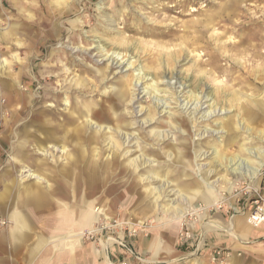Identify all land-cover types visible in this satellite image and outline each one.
<instances>
[{
    "label": "rangeland",
    "instance_id": "374dc122",
    "mask_svg": "<svg viewBox=\"0 0 264 264\" xmlns=\"http://www.w3.org/2000/svg\"><path fill=\"white\" fill-rule=\"evenodd\" d=\"M56 1L0 0V132L4 130L5 136L3 113L16 115L20 99L26 96L28 109L31 106L17 126L8 128L11 137L0 141V186L3 179L36 182L20 176L25 164L52 186L59 184V193L63 187L82 190L87 211L96 206L102 214H96L98 221L82 232L87 233L80 249L92 243L100 246L111 238L106 246L118 242L106 249L112 264H228L232 258L233 264H264V238L249 242L236 227L234 236L219 230L230 222L236 226L242 218L251 226L250 214L264 206V169L254 178L244 171L233 173L227 164L236 156L254 168L264 163V154H257L264 151L260 107L264 101V0H59L74 10L58 26L53 23L54 14L50 19L44 10ZM111 55L124 59L116 63L109 59ZM57 64L70 68L73 82L103 80L100 95L80 103L83 111L95 108L91 102L99 105L103 99H113L115 93L120 126L106 103L100 104L95 121L102 126L98 130L101 145L85 144V156L74 139L66 144L68 153L56 152L50 159L37 154L40 139L35 114L45 100L34 99L52 91V84L55 87V79L48 84L39 79L46 73L51 76ZM138 73L146 78L137 87ZM152 82L157 94L149 85ZM69 95L77 113V95ZM63 100L64 95L59 100L61 109ZM159 101L167 103L165 110L162 104L158 107ZM197 104L200 108L195 111ZM216 109L215 115L203 118ZM95 127L86 130L87 136L97 131ZM108 128L121 145L115 162ZM41 132L45 137L62 135L50 124ZM126 136L131 140L128 144ZM95 147L101 149L96 153ZM214 148L220 156L216 157ZM203 152L207 155L197 159L196 154ZM175 156L178 163L172 160ZM39 159L44 166L39 167ZM133 159L140 168L130 165ZM95 160L102 179L93 189L77 177L91 170ZM150 169L159 170L162 178L181 179L184 199L176 194V183L144 181L142 176ZM4 172H9L5 178ZM205 180L219 196L216 200L210 195L211 203L200 195L208 192ZM163 185V195L156 200L150 190ZM192 186L199 193H193ZM68 201V209L78 216L75 195ZM173 208L187 212L179 219ZM106 222L111 223L110 230L103 226ZM174 223L179 230L169 244L176 256L161 251L151 258L148 242L158 236L168 239L166 226ZM10 224L0 220V227ZM99 227L97 234H89Z\"/></svg>",
    "mask_w": 264,
    "mask_h": 264
},
{
    "label": "bare ground",
    "instance_id": "6f19581e",
    "mask_svg": "<svg viewBox=\"0 0 264 264\" xmlns=\"http://www.w3.org/2000/svg\"><path fill=\"white\" fill-rule=\"evenodd\" d=\"M50 7H51L50 9L53 11V13L48 7H45L44 10L47 11V14L49 15L50 19H51V15L54 14L53 18H55V20L53 21V23L55 22L57 24V26L59 25V23L63 19V16L71 14V9L74 10L73 8H69V6L67 5L66 2L62 3L59 0L56 1L55 3L52 2L50 4ZM59 8H61V9H59ZM75 8H76V6H75ZM109 59H112V61H116V63H120L122 61V59H124V58L119 59V58L112 57V55H111V57ZM2 65H3V62H2ZM58 65L59 64L54 66V70H50L51 72L49 71L51 73V76L48 73H46V75H42L44 77L43 79H41V78L39 79L40 83L45 82V84H48L55 79L57 83H56L54 88H53V84H52L51 87L53 90L50 91V89H49V92L46 93L45 95L38 94V96H36L34 99V101H38V100L44 101L45 100L44 106H39L36 109L37 114H35L36 112L33 111L37 117V120L35 117V120L37 121V123L36 122H34V123L37 124L38 128L36 129V131L39 133L38 138L40 139V141L38 142L37 154L39 156H45L46 158L50 159V158H53L55 156L56 152H61L64 154L68 153L69 149H68V147H66V144L72 143L71 139H74L76 141L75 145L78 146V148H80V154L85 156V152L87 153V148H86L85 144L94 142L95 146L101 145V143H100L101 134H100V131H98V130H101L102 126L98 121H95V118H98V113H99L96 110L100 108V104L102 105V104L106 103L107 110H109L111 116H114L115 123H117L118 126H120L119 120H118L119 116L117 114H115L117 107H118L117 101L114 99L115 93L114 92L112 93V95L114 94L113 99L112 98H110L108 100L103 99L99 105L96 102H91L92 106L95 108L93 110H90L89 108H85V110L83 111L80 108V105H81L80 103L84 104V100L87 99L88 97L93 99L94 97L99 96L100 95L99 89L102 85L103 80L98 81L97 80L98 77H97L96 80L92 83V82L88 81L87 79L83 80V79L78 78L76 81L73 82V80L72 81L70 80V77L73 73L70 72V68L67 66V64H66V66L68 68L66 67L65 69H63V68L61 69ZM83 73H85V71H83ZM101 75H104V74H101ZM141 75H142L141 73H138V79H137L138 82L136 81L137 87H138L139 83L141 82V80H144L146 78V77H141ZM142 76H144V75H142ZM92 84H95L94 89L91 87ZM149 85L151 86L152 89H154L153 93H156L158 91V89H156V85L153 84V82ZM45 88L47 91V87H45ZM45 88L41 89L42 93L45 92ZM149 90H150L149 88H146L144 90V92L148 93ZM263 91H264V89H263ZM69 93L72 94V96L74 94H75V96L77 95V98L79 101L78 102L79 108L77 109L78 110L77 113H73V110H74L76 104L75 105L73 104V97H70ZM121 94L122 93L120 92L118 95V98L121 96ZM63 95H64V100H63L62 106L64 107V109H61V108H59L61 106L59 100ZM104 97H106V96H104ZM48 98L49 99L52 98V101H50ZM20 100H21V105L18 107L16 115L12 116L11 115L12 111H10L8 115H6L4 113L2 115L3 120H5L4 127L6 128V131H5V136H4V130L2 132H0V141L2 139H6V137H8V138L11 137L9 134L8 128L10 129L12 127L17 126L21 122V120L24 119L25 116L28 114V112L31 110V106L28 109V106L30 105V101L27 98V96L24 98H21ZM48 101H50V102H48ZM157 103H158V107L160 106V104H162V102H160V101ZM39 104H41V103H39ZM166 105H167V103H164V105L162 104V108L164 110L166 109V107H165ZM187 107H188V104L186 105V108ZM260 107H262V112H263V116H264V101L261 102ZM190 108H191V106H190ZM199 108L200 107L197 104L196 108L194 110L197 111ZM4 111H7V110L5 109ZM216 112H217V109L215 111L211 110L210 113L207 116L205 114V116L203 118H210L213 115H215ZM49 124L51 125V127H53V128L55 127L56 132H59L60 134H62L60 136V138H57V135L55 133H52V135L45 137L44 132H41V130L43 128L48 127ZM95 125H96L95 129H97V131L96 132L94 131V133L92 135L87 136L86 130L88 128L89 129L94 128ZM108 129L110 131L109 133L111 134V136L109 137V140H110L109 144L111 145V148H113L116 151L112 155V161L115 162L117 160L118 155H119V150H120L121 145H120V143H118V135L115 138L114 133L112 132V128H108ZM116 129L119 130L118 127H116ZM214 132L215 131H213L212 133H214ZM125 139H126L125 144H128L129 142L127 143V141L130 140V137L126 136ZM46 140L48 142H52V143L46 145V144H44ZM51 140H59L61 144L59 142H53ZM105 141L106 140L104 139L103 143ZM130 142H131V140H130ZM200 146L201 145L196 146V149H197V151L199 149V152L201 151ZM94 149L97 153L98 152L97 150H100L101 148L95 147ZM213 151H214V153H216V155H217L216 157L220 156L218 148H214ZM248 152H250V151H248ZM22 153H23V151H22ZM91 153H93L94 157L96 156V153H94V150L91 151ZM252 153H253V150H252ZM258 153L260 155H262V154H264V151L257 152V154ZM100 155H101V152L98 153V156H100ZM206 155H207V153H205V152L200 153L198 155L196 154V158L201 159L203 156L205 157ZM171 159H172V157H171ZM172 160L174 163H178L180 159L177 156H175ZM221 160H223V159L221 158ZM52 161H54V159H52ZM219 163H220V161H219ZM90 164L92 165L91 170L86 171L84 173V175H82V177L78 176L77 178H78V180H81V181L83 180L85 182V184H92L91 186L93 187V189H96V187H98V185H99L98 181H100L102 179L100 176V172H99V170H101V168H97V166H96L97 161L96 160H95V162L93 161ZM227 164L230 167L229 169H232L233 173L239 174L242 171H244V173H248L250 176H252L254 178L258 177L259 172L262 169H264V163H262L259 166V168H254L249 164L248 161H246L245 159L242 160L238 156H236L234 159L229 160ZM44 165H45L44 161L39 159V167H42ZM64 165H69V164L66 162ZM130 165L134 166L136 169L140 168L139 167L140 165L138 164V161L136 159H133L131 161ZM30 166L23 164V167L20 171V176L24 179L27 178V179L36 180V181H38L39 184H42V185L46 184L47 185L46 187H49V189L51 190V188L53 186H52V183L50 182V180H48L46 177H43L42 175H40L41 173L39 174L37 171L32 169V167H30ZM234 166H236V167H234ZM260 168H262V169L260 170ZM159 173H160L159 170H158V173H155L153 170H151L149 172L146 171V173L142 176V178L144 179V181H150V182H153L155 180H159V181L164 180L165 184H167V185L173 184V186H174V183H176V187L178 188L176 190V194H178L179 196H181V198L184 199V189H183L184 187H182L183 183H182L181 179L170 180L169 177L162 178V176ZM108 177L109 176H107V178L103 179V180H105V184L107 182V179H109ZM204 182H206V184H207L206 190L208 192H205V191L201 192L200 195L203 197V200L206 203H211L210 199H211L212 195H215L216 200L219 199L218 194L217 195L215 194L214 189L208 185L207 180H205ZM29 184H28V186H29ZM163 188H164V185L161 187H154L152 190H150V194L154 197L157 196L156 200H159V198H161L163 195ZM197 188L192 186L190 188V190L193 193H197L198 192ZM61 191L62 192L59 193L60 196L59 197L56 196L58 201L65 200V199H67V200L71 199V198H73V195H75V202H76L77 208L79 209V213H81L82 219L85 218V220L87 221L88 227H92L98 221V219L96 220L95 216H96V214L100 216L102 213L99 212V209H97L96 206L92 210L87 211L88 209H87V207H85L87 200L85 198H83V195H82L83 191L82 190H80L79 192L74 190V192H73L72 189H70L69 187H67V188L63 187V190H61ZM104 193H105V191H104ZM17 197H18V195H17ZM167 209L165 208V210H167ZM173 209H175V208H173ZM84 212H86V213L84 214ZM186 212H187L186 210L175 209L174 216H177L180 219L181 217H183L185 215ZM98 218H100V217H98ZM261 221H263V222H261V224L257 225V226L250 224L249 220H248V223L253 227H261V226L264 227V219L262 218ZM2 224L5 225L4 222ZM174 224H176V225H171V226H177L178 225L177 223H174ZM103 226L106 227L105 229H109V230L112 228V225L109 222L108 223L106 222V224H103ZM99 229H100V227L96 228V229L94 228V230L88 231V232H89V234L94 235L100 231ZM135 232H136V230H135ZM86 233L87 232L77 234V235H79V237H76V238L78 240H82V239L84 240ZM117 243L118 242H115L114 244H117ZM169 254H171V252Z\"/></svg>",
    "mask_w": 264,
    "mask_h": 264
},
{
    "label": "crops",
    "instance_id": "0c3cea01",
    "mask_svg": "<svg viewBox=\"0 0 264 264\" xmlns=\"http://www.w3.org/2000/svg\"><path fill=\"white\" fill-rule=\"evenodd\" d=\"M1 151L2 149L0 156ZM10 171L13 172L12 168ZM9 172H4L2 177L5 178ZM2 181L0 220H8L11 224L0 227V264H112L106 249L115 245V242L109 246L105 245L109 240H113L111 238L103 240L100 246L92 243L80 249L83 242L78 240L76 235L86 230L87 221L82 219L81 213L73 216L71 209H68L70 206L67 199L57 200V188L61 187L59 184L53 185L50 190L46 184L42 185L37 181L30 184L26 183V180ZM95 218L97 220L98 216ZM171 225L166 226L168 239L158 236L148 242L151 258L154 259L161 251L172 257L176 256L169 243L173 244L176 240L179 225ZM235 227L245 241L264 238L263 226H249L243 218L237 221L236 226L230 222L226 227H219V230L234 236ZM101 246L104 249L99 250L98 247ZM232 259L229 260L230 264H233Z\"/></svg>",
    "mask_w": 264,
    "mask_h": 264
},
{
    "label": "built area",
    "instance_id": "2783aa9c",
    "mask_svg": "<svg viewBox=\"0 0 264 264\" xmlns=\"http://www.w3.org/2000/svg\"><path fill=\"white\" fill-rule=\"evenodd\" d=\"M258 203V202H257ZM262 218L264 219V206L263 207H258L254 212H252L248 218L250 224L252 225H260ZM220 254V253H218ZM216 259V255L213 256V260ZM127 264V263H124Z\"/></svg>",
    "mask_w": 264,
    "mask_h": 264
}]
</instances>
